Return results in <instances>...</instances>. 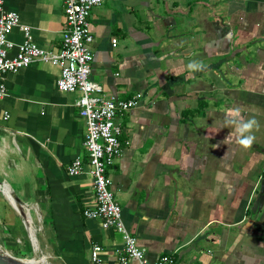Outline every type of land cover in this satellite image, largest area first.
Listing matches in <instances>:
<instances>
[{
	"label": "crops",
	"instance_id": "0c3cea01",
	"mask_svg": "<svg viewBox=\"0 0 264 264\" xmlns=\"http://www.w3.org/2000/svg\"><path fill=\"white\" fill-rule=\"evenodd\" d=\"M5 6L19 12L41 47L62 48V0ZM90 22L91 78L120 99L144 94L116 118L122 151L109 176L149 262L170 254L174 264H264V207L253 212L264 177V0H105ZM10 39L21 43L22 31ZM193 60L207 70L190 73ZM60 75L59 65L41 60L5 75L0 181L40 215L46 259L93 264L99 243L104 264H119L122 235L87 214L96 197L81 92L60 90ZM229 108L259 121L252 147L238 144L234 127L220 129ZM76 157L84 170L71 175ZM1 186L0 245L13 251L23 232L15 215L29 230Z\"/></svg>",
	"mask_w": 264,
	"mask_h": 264
},
{
	"label": "built area",
	"instance_id": "2783aa9c",
	"mask_svg": "<svg viewBox=\"0 0 264 264\" xmlns=\"http://www.w3.org/2000/svg\"><path fill=\"white\" fill-rule=\"evenodd\" d=\"M62 1L65 13L63 45L59 51H52L41 47L33 39L31 28L22 23L19 12L7 9L5 0H0V100L7 95L4 83L6 74L16 73L39 60L59 65L61 75L57 81L58 88L81 92L77 104L86 123L84 146L88 152L96 197V206L88 209L87 214L100 216L104 227L114 228L122 235L124 248L119 256V264H129L132 260H138L141 264H174L175 259L170 254L160 256L155 263L149 262L138 238L127 229L123 209L110 187L109 168L122 151L119 140L122 128L116 118L118 114L135 107L144 94L138 92L130 99H120L115 94H106L102 85L90 76L94 59L90 15L93 8L105 0ZM16 28L23 33L21 43L10 39ZM84 166L83 159L76 157L68 168L69 174L80 173ZM102 253L103 246L95 244L91 251L93 264H104Z\"/></svg>",
	"mask_w": 264,
	"mask_h": 264
},
{
	"label": "rangeland",
	"instance_id": "374dc122",
	"mask_svg": "<svg viewBox=\"0 0 264 264\" xmlns=\"http://www.w3.org/2000/svg\"><path fill=\"white\" fill-rule=\"evenodd\" d=\"M255 44V43H253ZM253 54V57L255 56V53H252ZM247 57H249V55L247 54ZM225 74L228 76L230 75V72L227 70V68L225 69ZM264 170V169H263ZM0 185H2L1 187L3 189H6L9 193H10V198H11V202L15 205V207L19 208L20 205H24L23 203L19 205V203L16 201L14 195L11 193V189L8 185L7 182H3V181H0ZM12 196V197H11ZM26 207L22 206V208H20L23 213H22V219L23 221L25 222V225L26 223L28 222L27 221V217H26V214H28V212L26 211L25 209ZM26 213V214H25ZM31 219L33 221V227L34 228H31L28 224H27V227H28V231H25L23 228L21 229V226L20 224H18L17 222L19 221V217H17V215H15V218H16V230H19L20 231H23L22 232V235H20V237H17V241H12V246L15 248L13 251L9 249V247L7 248L5 245H1L5 250H8L10 253H12L13 255L17 256V257H20V258H25V259H36V260H39V259H43L47 253L43 252V249L40 245V241L38 237H40L41 235V227H42V222H41V219H40V215L37 214V213H31ZM23 226V224H22ZM34 229V230H33ZM34 231V233H33ZM21 234V233H20ZM37 236V237H36ZM38 239V241H37ZM39 246V247H38ZM47 256V255H46ZM46 258V257H45ZM47 260L51 261L50 258H48Z\"/></svg>",
	"mask_w": 264,
	"mask_h": 264
},
{
	"label": "clouds",
	"instance_id": "9594fccd",
	"mask_svg": "<svg viewBox=\"0 0 264 264\" xmlns=\"http://www.w3.org/2000/svg\"><path fill=\"white\" fill-rule=\"evenodd\" d=\"M231 35V33L226 34L225 39L230 40ZM187 68L190 73L203 72L207 70L208 65H206L203 61L193 60L188 63ZM228 127L235 128L238 144L241 147L247 149L252 147L255 141V136L253 133L255 130L259 129L260 125L259 121H257L255 118H246L238 109L229 108L226 110L225 118L220 125V129ZM230 136L231 133L225 139L224 143L227 144Z\"/></svg>",
	"mask_w": 264,
	"mask_h": 264
},
{
	"label": "water",
	"instance_id": "95a60500",
	"mask_svg": "<svg viewBox=\"0 0 264 264\" xmlns=\"http://www.w3.org/2000/svg\"><path fill=\"white\" fill-rule=\"evenodd\" d=\"M14 197L20 205V199L16 196ZM263 207H264V177L261 179V182H260V189H259V193L257 195L256 201L254 203L253 212L258 213L261 211ZM20 208H22V205H20L18 210L23 213V211ZM26 217L28 218L27 214H26ZM0 264H62V263L55 262V261H49L44 258L39 259V260L20 258V257L13 255L8 250H5L0 245Z\"/></svg>",
	"mask_w": 264,
	"mask_h": 264
},
{
	"label": "bare ground",
	"instance_id": "6f19581e",
	"mask_svg": "<svg viewBox=\"0 0 264 264\" xmlns=\"http://www.w3.org/2000/svg\"><path fill=\"white\" fill-rule=\"evenodd\" d=\"M4 192L6 193V195H7V197H8V199L11 201V198H10V193L6 190V189H4ZM17 209H18V207H17ZM26 211L28 212V219H27V224L31 227V228H34L33 227V221H32V219H31V215H30V213H29V211L26 209ZM34 230V229H33ZM33 233H34V231H33ZM44 259H46L45 257H44Z\"/></svg>",
	"mask_w": 264,
	"mask_h": 264
},
{
	"label": "trees",
	"instance_id": "16d2710c",
	"mask_svg": "<svg viewBox=\"0 0 264 264\" xmlns=\"http://www.w3.org/2000/svg\"><path fill=\"white\" fill-rule=\"evenodd\" d=\"M263 176H264V174H263Z\"/></svg>",
	"mask_w": 264,
	"mask_h": 264
}]
</instances>
